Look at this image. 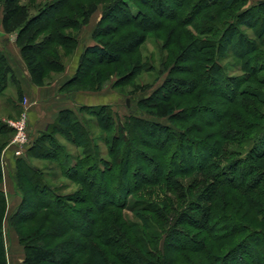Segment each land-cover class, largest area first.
<instances>
[{
	"label": "trees",
	"instance_id": "obj_1",
	"mask_svg": "<svg viewBox=\"0 0 264 264\" xmlns=\"http://www.w3.org/2000/svg\"><path fill=\"white\" fill-rule=\"evenodd\" d=\"M69 1L55 0L49 2L46 7L23 3L22 0L0 1V6L3 9L2 30L8 35H17V46L26 61L31 81L38 87L46 85L45 80L48 72L52 70V64L56 63V60L59 61L56 54L55 59H52L53 61L50 58L46 59L45 56H49L54 45L65 47L63 40L67 36L66 30L69 29L66 26L68 19L78 27L87 25L98 6L96 1H92L89 4L80 3L79 6L68 7ZM126 1L128 0H118L122 4V12L129 21L143 23L147 18H151L143 10H139L138 17H133L129 13L130 11L126 9ZM134 1L141 5H150V9L155 10L159 16L165 17L172 14L168 10L166 0ZM171 1L176 5L175 10L172 11L177 17L185 9L187 10L186 16L190 15L192 18L196 16V19L205 16L204 27L207 29L203 27V31H207L206 36L213 37V39H201L193 47L191 46L193 56L186 63L191 62L189 66L191 67L190 75H192V79L194 78L193 82L181 81L183 87H175L171 90V95L165 92V88L168 86L166 81L150 96L139 101L138 104L144 112L143 114L158 120H167L170 125L165 126L160 122L139 116H130L123 121L116 117L110 108H107L106 118L104 120L98 119L99 128L107 135L104 144L107 152L104 154L99 144H92L94 139L90 136L86 124L77 119L75 111L69 108L62 110L55 122L48 125L47 129L37 139L32 140L31 146L26 151L28 158L35 157L42 161L58 162L60 167L58 171L61 172V175L52 174L51 171L43 172L32 165L30 161L18 160L16 176L20 181L19 189L25 194L28 192L25 188L26 183H28L35 188L37 194L35 199L39 201V203L30 206L33 208L30 217L22 219V222L32 223L37 227L30 234H21L20 241L25 247L23 264H74L75 258L68 253L76 250V248H82L81 244H85L88 248L97 247L93 239H102L107 247L121 251L122 253L119 254L121 259L134 261L135 257L138 256L136 250L139 249L136 246L138 245L140 249L147 251L146 242L152 243V236L150 233L149 235L143 233L137 224L126 221L119 212L114 213L113 209H127L129 197L143 193L148 187H162L166 196L169 192L173 194L182 191L181 193H183V190L189 193L202 182L195 180L186 190L177 177H188L195 173H202L207 178H212L213 181L211 180V183L205 188L208 196L204 195L199 199H192L181 208L182 218L177 221H183L182 224H178L179 226L171 222L172 216L168 212L172 209L177 211V203L184 199L186 194H178L176 201L167 198L164 205L158 201L155 203L151 198L148 201L137 200L144 206L139 209L152 214L154 221L158 220L159 227L162 230L166 228V235H181L184 240L178 244L182 250L184 248L194 250V253H204L203 256L196 258L194 264H252L250 258L256 259L257 264H264V228L252 230L251 234L255 233L259 238L253 236L250 238L249 236L247 241L255 239L254 243L245 247L241 243L237 245L240 247L239 249L244 251L243 254L249 255L248 259L243 257L242 252L233 256L236 251L234 248L227 249L223 256L216 255L220 250L217 233L229 229V234L226 236L229 238L251 228L246 224L238 227L239 225H236L232 220L233 216L238 217L241 211L247 208L243 220L250 219L251 222H256L258 217L264 214L262 210L264 190L259 188L258 182L259 179L263 178L261 176L263 172L261 173L259 168H254V170L251 166L247 170L248 166H245L247 158H243V155L237 156L238 154L235 155L233 152L231 154L238 158L230 160L224 166L219 164V160L223 161V158L229 155L231 151L229 148H225V144H221V142H237L235 133L241 136L244 132L248 133V130H260L264 127L258 121H251V119L264 120V116H260L261 111L258 106L264 102L259 94L239 90L236 81L224 76V71L218 62L220 48L225 47L224 44L226 43L230 45L234 38H238V42L237 46H233V51L235 54H239L241 60L245 59L246 62L252 53H257L259 46L264 45V39H262L264 35V13L261 17L257 15V11L264 9V0H259V3L252 7H248L249 0ZM213 7H220L222 13L230 21L222 20L219 12L207 16V12ZM106 8L110 10L113 6L109 4ZM68 10L74 16L73 20L68 18ZM74 25L71 26L72 29ZM241 25L256 30L255 33L259 42L251 41L244 34H240L238 28ZM101 28L97 35L101 37L110 35L111 29H113L108 26ZM45 34V38L39 40ZM183 37H188V34ZM145 42L146 34L143 33L130 41L127 48L131 51H137ZM184 44L180 41L176 47L184 51L191 45ZM207 48L209 52H206ZM70 49L74 50L75 48L70 47ZM89 53L94 54L99 61H108L109 64H116L120 61V56L117 53L109 52L101 48L100 45L88 48L86 54ZM85 56L83 54V57ZM263 63L264 61L260 56L254 55L253 60L248 63V65H253V68L249 69L250 72L255 73L257 67H262ZM59 65L63 70V64L60 63ZM12 73L13 69L6 57L0 54V91L2 93L8 88ZM99 73L101 76L102 72ZM204 78H207V83L204 82ZM75 79L76 77L67 82L64 89L68 87V84L74 83ZM226 79L232 83L228 84ZM262 80L261 83L264 85V79ZM152 87L150 85L139 87L135 93L146 92ZM216 87V91L220 92L224 102L220 104L212 102L213 104L209 105V109L205 104L206 94L209 90L213 94H218L214 92ZM64 89L62 92L69 94L68 89ZM18 93L23 101L22 90L19 89ZM219 105L224 106L223 113L218 109L217 106ZM83 110L100 116L99 111L104 109L83 107L80 112ZM204 111L213 115L212 121H207L208 128L211 127L209 125L212 123H214L212 127L216 125L222 127L216 136L222 140L221 142L217 141V144H211L212 142L209 141L211 137H205L204 139L207 138V141L189 140L186 130L180 127V123H186L190 120L201 121L202 116L199 114ZM221 113L222 115H220ZM181 114H185V116H181ZM247 124H252L251 129L247 127ZM3 128L5 127L3 126ZM58 128L65 129L77 138L84 137L86 140L84 144H73L78 148H83L84 152L72 158L69 157L70 153L66 152L61 144H54L53 138L55 137V130ZM7 133H11V131H7ZM261 139H264V128L261 132H257L252 140L258 142ZM41 142L45 144H40ZM187 142L190 144H186ZM138 145L146 148L143 149ZM190 147L195 150L198 149L197 152L192 153ZM186 148L188 149V159H180L178 152ZM171 149L173 150L171 151ZM2 152L3 148L0 147V183L3 178ZM38 152L41 153L39 156L35 154ZM137 152L139 157L143 158L141 162H137L136 157L135 159L131 157L133 153ZM189 153L191 154L189 155ZM254 153L252 150L255 164L256 161L264 159V153H255L256 155ZM61 155L67 160V163L62 162L65 165L60 161ZM215 170H219V172H215ZM210 171H214V174L211 175ZM257 173L259 177L249 179V176ZM22 175L25 178H21ZM47 177H51L52 182H57L60 178L65 177L72 184L78 185V188L72 194L73 196L60 195L57 193L56 187L53 188L50 183L46 182ZM5 204L6 197L0 189V209L5 207ZM141 205L136 204V206ZM136 206L131 208L133 212L137 211ZM234 207H236L235 213L233 215L228 214L229 210ZM137 213L142 215L141 212ZM146 218H144V226L145 229H148L150 222ZM144 219L142 218V220ZM223 220L227 221V224H224L227 226H221L220 222L224 223ZM183 224L201 231L199 232L201 234H197V232H194L193 235L186 233L180 226ZM197 236L204 238L200 240ZM3 237L2 222L0 221V264H7ZM85 238L86 241L82 242ZM216 242L217 246L215 245ZM98 251L105 258L102 254L103 251L101 249ZM135 254L136 256H134ZM64 257L67 259L64 260ZM138 259L141 260L140 264H161L157 260L149 258L142 259L138 256Z\"/></svg>",
	"mask_w": 264,
	"mask_h": 264
},
{
	"label": "rangeland",
	"instance_id": "obj_2",
	"mask_svg": "<svg viewBox=\"0 0 264 264\" xmlns=\"http://www.w3.org/2000/svg\"><path fill=\"white\" fill-rule=\"evenodd\" d=\"M53 1L55 0H22L23 3L41 7H46L49 2ZM92 1H96L98 6L96 12L91 17L90 22L87 25L78 27L77 25L73 24V21L68 19L66 26H68L69 29L66 30L65 34H67V36L63 40V42H65V47L54 45L53 51L49 53L50 57L45 56L46 59L50 58L52 60L53 58L55 59L56 54L58 55L57 57L59 59V61L56 60V63L52 64V70L48 72L47 78L45 80V87L56 83L57 85L55 88L57 86H61V93L65 94V92H62V89L66 87L67 82L76 77L74 83L68 84V87L66 88L68 89L69 93H66L68 95V108H71L72 103L77 119L86 124L90 136L94 139L92 144H99L102 153L104 152V154H106L107 150L104 144L106 143L105 137L107 135L99 128L98 119L101 118L104 120L106 118L105 116L107 114V108H110L116 117L122 119L123 121H125V118L130 116H139L151 121L160 122L165 126L170 125L167 120H158L152 118L149 115L143 114L144 112L138 103L140 100L150 96L166 81L168 86L165 88V92L166 94L171 95L172 89L175 87H183L180 83L181 81L187 83L193 82L194 78L192 79V75H190L191 67L189 66L191 62L186 63L187 61H190L193 56L191 46L193 47V45L201 39H213V37L206 36L207 31H203L205 16L197 19L196 16L193 18L190 15L186 16L185 14H187V10L185 9L183 13L179 14L180 16L177 17V15L174 14V11H172L175 10L174 8H176V5L173 4L171 0H166V3L169 8L168 10L172 14H169L165 17L159 16L155 10L150 9V5L148 4L141 5L134 0L126 1V9L130 11L129 13H131L133 17H138L140 13L139 10L145 11V14L151 17L144 20L143 23L139 21H129L128 17L122 12V4L118 2V0H70L68 7L73 5L79 6L80 3L89 4ZM258 3L259 0H249L248 7H252ZM109 4H112L113 6V8L110 10L106 8V6ZM2 10L3 9L0 6V54H3L8 62H13L15 64L18 62L16 56L20 57L21 61H19L23 62L27 68L26 61L22 57L21 51L17 46V35H8L2 30ZM215 12H219L222 20H226L227 22L230 21V19L225 17V14L222 13L220 7H213L210 9V11L207 12V16H211ZM263 13L264 9L257 11V15L259 17H261ZM68 18H71L72 20L74 19V16L69 12V10ZM73 25L74 28L72 29L71 26ZM102 26L113 28L111 29V34L102 37L100 35L97 36L98 30H100ZM238 29L240 34H244L251 41L259 42V38H257V34L255 33L256 30H252L244 25H241ZM143 33L146 34V42L137 51L129 50L127 48L129 42ZM46 34L41 36L39 40H43ZM186 34H188V37H183ZM262 39H264V35L262 36ZM180 41H182V43H188L191 45L189 48H186L184 51H182L181 48L176 47V44ZM237 42L238 38H234L230 45L226 43L224 44L225 47L222 46V48H220V53L218 55L219 65L224 71V76H227L228 78L237 82L239 90H247L246 92L248 93L259 94L261 95L262 101L264 102V85L261 83V81H263L262 79H264V63L262 67H257L255 73L250 72L249 70L253 68V65H248V63L253 60L254 55L256 57L260 56L262 61H264V45L258 47L259 50L257 53H252L251 56L248 55V62H246L245 59L241 60L239 54H235L233 51V46H237ZM95 45H100L101 48H104L109 52L117 53L120 56V61L116 64H109L108 61H99L94 54H86L87 49ZM70 47L75 49H70ZM206 52H209L208 48L206 49ZM83 54L86 56L83 57ZM60 63H62L64 66L63 70L59 65ZM15 68L18 73H21L22 70H20L18 64L15 66ZM77 72L78 75H76ZM99 72H102L101 76ZM204 79V82L207 83V78ZM9 81L12 83L11 86L13 88H7L3 93L0 91V147L3 148L1 157L3 159V164H1L3 178L2 182L0 183V189H2L6 197L5 207L0 209V221L2 222V230L4 235L3 243L6 250L7 264H22V260L25 259V247L20 241L21 234H30L32 231L36 230L35 228H37L32 223L22 222V219L30 217L29 215L32 214L33 210V208H30V206L32 204L39 203V201L35 199V196H37L35 188L30 186L28 183L25 182V188L28 192L23 194L19 189L20 181L16 176L18 171V160L23 159L27 162L30 161L32 165L36 166L43 172L51 171L50 173L52 174L58 173L60 175L61 172L58 171V168H60L58 162L53 163L42 161L41 159L35 157L28 158L27 153L23 154L22 157H16L13 155V148L8 149L11 141L16 136V130L11 127L9 123L18 121L24 111V106L21 105V102L23 103V101L20 99V95L18 93L20 88L18 86L16 88L14 85L15 79L13 73L10 75ZM226 82L228 84L232 83L227 79ZM149 85L153 86L150 90L146 92L135 93V90L139 87H146ZM214 89L215 91L213 89L212 90L218 94H213L210 92V90L208 92L209 94H206L207 99L205 100V104H207L206 107L209 109V105L213 104L212 102H218L219 104L224 102V99L220 96V92L218 90L216 91L217 87ZM28 100L31 103L28 111L29 116L31 115L30 112L33 106L35 109L39 107L44 111L48 109V103L41 104V106H36V104L34 105L31 102L30 98H28ZM258 106L261 111L260 116L263 117L264 104ZM83 107H92L93 109L104 110L99 111L100 116H96L88 110H83L80 112ZM217 107L220 112L224 109V106L219 105ZM222 113L220 115H222ZM183 115L185 116V114H181V116ZM199 115L202 116V122L200 120H190L186 123H180V127L186 130V135L188 136L189 140L197 139L201 141H207V138L211 137V140H209L212 142L211 144H217V141L221 142L222 139H219L216 136L217 132H219L222 127L219 125L212 127L214 123L210 122L212 124L209 125L211 127L208 128L207 121H212L213 115H210L206 111L200 113ZM32 116L33 114L29 117V121L31 122L34 120ZM253 120L254 122L258 121L259 124L264 126L263 119H251L252 122ZM3 126L5 128H3ZM30 126L31 124L29 122L30 138L33 141L42 135L47 129L46 128L42 132L36 131V133H34ZM251 126L252 124H247L249 129H251ZM262 128L260 130H248V133L244 132V134L241 136L235 133L234 136L237 137V142H221V144H225V148H229L231 151L229 155L223 158V161L219 160V164L224 166L227 162H230V160L238 158L235 156L236 154H238L237 156L243 155V158H247L245 162V166H248L247 170L251 166L253 169L259 168L260 172H263L261 175L263 178L259 179L258 182L259 188L264 190V159H262V161L255 160V164L252 157V150H254V152L257 154L264 153V139H261L258 142L252 140L257 132L259 133L262 131ZM7 131H11V133H7ZM55 131L56 133L55 137L53 138V143L61 144L65 151L70 153L69 157L74 158L84 152L83 148H78L73 145L79 143L84 144L86 141L84 137L81 136V138H77L63 128H58ZM205 137L207 138L204 139ZM40 144L45 143L41 142ZM186 144L190 143L187 142ZM138 146L143 149L146 148L141 145ZM172 150L173 149H171V151ZM187 150L188 149L186 148L183 151L178 152L180 159H188ZM190 150L192 153H195L198 149L195 150L190 147ZM8 152H11L12 154L9 160L6 157ZM204 152L205 151L203 149V153ZM231 152H233L235 155H232ZM35 154L39 156L41 153L38 152ZM190 154L191 153H189V155ZM131 157L134 159L136 157L137 162H141L143 160L142 157H139L138 152L133 153ZM60 161L61 163H67V160L62 155L60 156ZM210 172L211 175L214 174V171ZM215 172H219V170H215ZM23 175L21 178H25ZM257 177H259L258 173L253 176H249V179L252 180ZM177 178L180 180V183L185 187L186 190L193 182H195V180H200L202 184L198 185L197 188H195L193 191H190L189 193H186L187 191L185 192V190H183V193H181L182 191L175 192L173 194L169 192L167 196L162 187H148L145 191H143V193L135 196L131 195L129 197V205L127 209H113L114 213L119 212L122 214V216H124L126 221L137 224L143 233L145 232L148 235L150 233L152 236L153 242L150 244L148 243L149 241L146 242L147 251L140 249V246L138 245L136 246L139 248L136 250L137 254L139 257H142V259L149 258L155 261L157 260L161 264H194L196 262V258H198V256H203L204 254H198L196 252L194 253V250H186L184 248L182 250V247L180 244H178L180 241L184 240L182 239L183 237L181 235H166V228L162 230L158 225V220L156 219L154 221V216L152 214L146 213L139 209L144 207L138 202L141 200L148 201L151 198L155 203L158 201V203L164 205L167 202V198H169L171 201H176L178 194H186L185 198L181 199V201L177 203V211L172 209L168 212V214L172 216L171 222L175 223L176 226H179L178 224L183 221H177L179 218H182L181 208L188 204L190 200L196 198L199 199L204 195H207L208 193L205 188L209 183H211L212 178H207L202 173H195L192 176ZM52 181L53 180L51 177L46 178V182L50 183L53 188L56 187L55 189L58 191L57 193L63 196L72 195L78 188V185L72 184V182L65 177L60 178L57 182ZM136 204L141 206H136ZM135 206L137 211L133 212V209L131 208H134ZM235 210L236 207L229 210L228 214L233 215ZM262 210L264 211V206ZM246 211L247 208L241 211V214L238 217L233 216L232 220L236 225H239L238 227L246 224L251 226V228L249 230L247 229L246 231H243V233L240 232L236 236H231L229 238H226V236L229 234V229L227 231L222 230L220 233H217L218 248H220V250H218L216 255L223 256L227 249L234 248L236 251L233 256H236V254L239 255L242 252L244 258H249V255L245 253L243 254L244 251L239 249L240 247H237V245L241 243V245L245 247L254 243L255 239H252V241H247L249 236L250 238L252 236L254 238L256 237L257 239L259 238V236H256L255 233L251 234V232H253L252 230L255 229L264 228V214H261L256 222H251L250 219L246 221L243 220ZM137 212H141L140 214L142 215H139ZM194 214L196 215V213ZM252 217H254L253 214ZM142 218H146L150 222V228L145 229V219L142 220ZM223 221L224 223L220 222L221 226H227L224 225L225 223L227 224V221ZM180 226L183 228L182 230L188 234L193 235L194 232L201 234L199 233L201 231L194 228L192 229L187 224ZM197 237L199 238V236ZM68 238L70 239V236H68ZM203 238L204 237L199 239L201 240ZM93 240L96 242L97 247L88 248L85 244H81L83 246L82 248H76V250L70 251L68 253L69 255L72 254V256L75 258V261L73 260L74 264H140L141 260L138 259V256L135 257V260L132 262L125 261L119 256V254L122 253L121 251L107 247L103 243L102 239ZM85 241L86 238L82 242ZM215 245L217 246V242ZM98 249L103 251L102 254L105 256V258L100 255V250L98 251ZM134 256H136V254ZM63 259L65 260L67 258L64 257ZM250 260L252 264H257L256 259L252 260L250 258Z\"/></svg>",
	"mask_w": 264,
	"mask_h": 264
},
{
	"label": "crops",
	"instance_id": "obj_3",
	"mask_svg": "<svg viewBox=\"0 0 264 264\" xmlns=\"http://www.w3.org/2000/svg\"><path fill=\"white\" fill-rule=\"evenodd\" d=\"M16 59L18 61L17 64L20 67V70H22L21 73H18V71H16L15 66H17V64L13 62H9L10 66L13 69V75L15 78V82H14L15 87L17 88L18 86L22 90L24 97L27 99L30 98L31 102L34 105L36 104V106H41V104L48 103V109H46L45 111L39 107L37 108L39 110H37L33 106L30 112L31 115L33 114L32 117L34 118L33 122L29 121L31 124L30 126L31 129L33 130L34 133H36V131L42 132L47 128L48 125L55 122L59 113L62 110L68 109V95L66 93L65 94L61 93V88H60L61 86L60 87L57 86L55 88V86L57 85L56 83L46 87L45 86L38 87L34 85L31 81V77L29 72L27 71L26 66L23 64V62H20L21 61L20 57L16 56ZM11 84L12 83H9L8 89L13 88ZM72 105L73 104L71 103V108L69 109L74 110V106ZM11 155H12L11 152L7 153L6 157L8 160L10 159ZM23 261L24 259L22 260V264Z\"/></svg>",
	"mask_w": 264,
	"mask_h": 264
},
{
	"label": "built area",
	"instance_id": "obj_4",
	"mask_svg": "<svg viewBox=\"0 0 264 264\" xmlns=\"http://www.w3.org/2000/svg\"><path fill=\"white\" fill-rule=\"evenodd\" d=\"M31 103L27 98L23 100L22 105L24 111L16 122H10L9 124L16 130V136L11 141L8 149L13 148V155L16 157H22L26 153L27 149L31 146L32 139L30 138L29 131V108ZM1 164H3V159Z\"/></svg>",
	"mask_w": 264,
	"mask_h": 264
}]
</instances>
